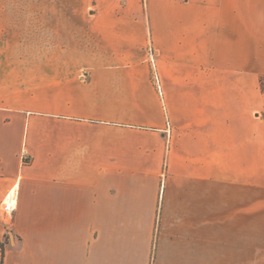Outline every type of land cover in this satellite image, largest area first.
Masks as SVG:
<instances>
[{
	"label": "crops",
	"instance_id": "crops-1",
	"mask_svg": "<svg viewBox=\"0 0 264 264\" xmlns=\"http://www.w3.org/2000/svg\"><path fill=\"white\" fill-rule=\"evenodd\" d=\"M43 1L0 55V262L264 264V0Z\"/></svg>",
	"mask_w": 264,
	"mask_h": 264
},
{
	"label": "rangeland",
	"instance_id": "rangeland-1",
	"mask_svg": "<svg viewBox=\"0 0 264 264\" xmlns=\"http://www.w3.org/2000/svg\"><path fill=\"white\" fill-rule=\"evenodd\" d=\"M47 3L43 0H0V55L26 56L33 50L28 46L34 41L36 51L41 54L43 23L50 17L28 13L47 7ZM0 219L5 220L1 216Z\"/></svg>",
	"mask_w": 264,
	"mask_h": 264
},
{
	"label": "built area",
	"instance_id": "built-area-1",
	"mask_svg": "<svg viewBox=\"0 0 264 264\" xmlns=\"http://www.w3.org/2000/svg\"><path fill=\"white\" fill-rule=\"evenodd\" d=\"M146 60L150 67L151 79L159 96L162 97V86L156 70L155 53L151 45H148L147 47ZM16 197L17 196L15 189L11 188L7 191L4 198L0 201V216L2 219H8L12 216L15 209Z\"/></svg>",
	"mask_w": 264,
	"mask_h": 264
},
{
	"label": "trees",
	"instance_id": "trees-1",
	"mask_svg": "<svg viewBox=\"0 0 264 264\" xmlns=\"http://www.w3.org/2000/svg\"><path fill=\"white\" fill-rule=\"evenodd\" d=\"M259 86H260V90L262 92H264V76H260V78H259ZM2 254H3V246H2ZM0 264H2V263L0 262Z\"/></svg>",
	"mask_w": 264,
	"mask_h": 264
}]
</instances>
